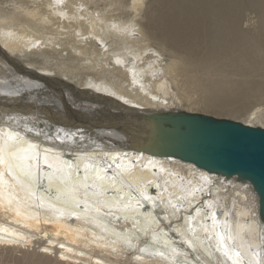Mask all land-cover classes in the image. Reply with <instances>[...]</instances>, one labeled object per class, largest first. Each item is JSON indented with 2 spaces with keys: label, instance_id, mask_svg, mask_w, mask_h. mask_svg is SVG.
Here are the masks:
<instances>
[{
  "label": "bare ground",
  "instance_id": "6f19581e",
  "mask_svg": "<svg viewBox=\"0 0 264 264\" xmlns=\"http://www.w3.org/2000/svg\"><path fill=\"white\" fill-rule=\"evenodd\" d=\"M137 109L264 128V0H0V145L14 135L25 150L0 162V251L31 264H264L250 183L91 130ZM217 233L234 238L233 259Z\"/></svg>",
  "mask_w": 264,
  "mask_h": 264
},
{
  "label": "water",
  "instance_id": "95a60500",
  "mask_svg": "<svg viewBox=\"0 0 264 264\" xmlns=\"http://www.w3.org/2000/svg\"><path fill=\"white\" fill-rule=\"evenodd\" d=\"M125 115L109 128L121 129L132 149L190 162L207 172L250 183L264 227L263 127L185 110Z\"/></svg>",
  "mask_w": 264,
  "mask_h": 264
},
{
  "label": "rangeland",
  "instance_id": "374dc122",
  "mask_svg": "<svg viewBox=\"0 0 264 264\" xmlns=\"http://www.w3.org/2000/svg\"><path fill=\"white\" fill-rule=\"evenodd\" d=\"M250 17H253V15L252 14H247L246 18H250ZM33 88H35V87H33ZM45 89H46V91L50 95L49 96V95L46 94L47 95V98H48L47 101H49L48 103L51 104V105L54 104V105L58 106L57 103H60V101L57 98V94L55 93V91L52 90V89H50V88H45ZM72 106H74V105H72ZM111 108H114V106L112 105ZM198 111L199 112H203L204 114H208V115L214 116V117L228 118V119H231L232 118L231 115H227V114L221 113V112H216V114H215V113H211V112H204V111H201V110H198ZM138 112H141L143 115H149V114H151L149 111H139L138 110ZM157 112L158 113H161V112H164V111L161 109V110H157ZM98 114H100V113H98ZM100 117L103 118L102 115ZM240 117L243 118V116H240ZM237 119H239V118H237ZM59 125L60 126H64L61 123H59ZM60 126H57V128H59ZM69 126H76V124L75 123H71V124H69ZM78 126H80V127H77L76 126L75 131H72V132H77V130H79V132H77V133H82V130L84 132V129L85 130H89L87 127L90 126V124L86 122L85 123V126H83V125H78ZM98 128H99L98 131L94 127H91V130L94 131L95 133L98 132L99 134L100 133L107 134V132H112V131L118 130V128L115 129L116 127L115 128H109V126H105V125L99 126ZM105 130H107V132H105ZM17 252H14L13 254L12 253L5 254V253H3V252L0 251V264H31L32 263L31 262V257H33L32 255H29V254L23 255L22 252H18V253Z\"/></svg>",
  "mask_w": 264,
  "mask_h": 264
},
{
  "label": "snow or ice",
  "instance_id": "6c2138e0",
  "mask_svg": "<svg viewBox=\"0 0 264 264\" xmlns=\"http://www.w3.org/2000/svg\"><path fill=\"white\" fill-rule=\"evenodd\" d=\"M113 27H115V25H113ZM120 31L131 34V35H135L134 30L130 31V26H125V28L120 29ZM19 143L20 141L17 140L14 135H10L8 139L5 140L3 145H0V162H3L4 160H8L9 167L11 168V159L17 156L19 152L25 151L24 149H21L18 147ZM85 179H87V177H85ZM85 187L87 186L85 185ZM197 211H199V209H197ZM233 239L234 238L231 235L226 237L223 233H217L218 250L222 249L223 254L229 259H233V254H232V251H230L229 245L226 241L233 240ZM187 243L189 247L192 248L191 241H188ZM141 251H144V250L141 249ZM160 255H163V253H161ZM234 255L235 257L238 258L240 256L239 251H235ZM233 264H239V260L238 259L233 260Z\"/></svg>",
  "mask_w": 264,
  "mask_h": 264
}]
</instances>
